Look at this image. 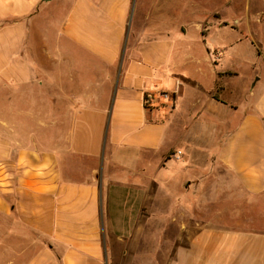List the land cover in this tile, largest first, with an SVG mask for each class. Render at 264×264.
Listing matches in <instances>:
<instances>
[{
  "label": "crops",
  "instance_id": "obj_1",
  "mask_svg": "<svg viewBox=\"0 0 264 264\" xmlns=\"http://www.w3.org/2000/svg\"><path fill=\"white\" fill-rule=\"evenodd\" d=\"M54 4L64 17L47 36L38 28ZM132 4L0 0V91L17 92L16 103L30 108L51 106V150L21 141L35 136L14 125L19 115H0V264H264V84L256 90L257 80L236 103L227 89L216 99L224 70L206 58L215 83L200 99L203 83L192 77L207 73H169V42L165 50L135 36ZM162 77L173 79L160 91L154 82ZM45 89L51 99L29 97ZM188 92L194 101L184 110ZM147 95L155 96L150 106ZM119 152L127 165L115 162ZM81 160L98 165L84 172ZM179 171L187 182H174ZM206 186L223 189L224 218L233 221L216 224V195L202 194ZM155 219L162 238L142 261Z\"/></svg>",
  "mask_w": 264,
  "mask_h": 264
},
{
  "label": "rangeland",
  "instance_id": "obj_2",
  "mask_svg": "<svg viewBox=\"0 0 264 264\" xmlns=\"http://www.w3.org/2000/svg\"><path fill=\"white\" fill-rule=\"evenodd\" d=\"M14 10L17 11L18 8ZM42 15L45 17L44 25L38 29L47 36H55L59 33L64 17L62 7L58 5L55 8L51 7V9L45 10ZM129 24L132 25L129 29H135V36L141 34L142 40L149 41L151 38H156V42L165 43L163 48L165 50L168 47L167 42H169L172 59L167 69L172 75L178 74L181 69H184L187 72H192L191 77L197 68L199 71L204 70L207 73L204 77L203 74L200 75V72L196 74L195 79L192 77V81H195L196 85L197 82L199 84L202 82L206 87V91H204L205 88L201 83L198 91L200 99L207 98V89L215 83L213 71L215 67L216 70H224L220 71L224 73L218 74L215 88L211 93L216 99H219V96L227 89L225 97L236 103L244 98L245 94H249L250 88L257 80L260 79L256 90L264 84V0H133ZM171 33L176 35L173 36ZM128 38L129 32L124 40V50L130 45ZM187 55L193 56L198 63L192 66L187 65L189 64L186 60ZM211 57L215 67H213V63H210L209 66L204 62L206 58L211 60ZM120 65L123 66L122 62ZM121 67L120 72H117L119 75L122 73ZM172 79L162 77L154 84H157L158 90L162 91L165 85L172 82ZM6 93L11 94L9 97L12 99L8 105H0V115L11 119L19 115L23 120L14 125L24 134L31 131L35 136L33 139L22 136L21 141L27 145H37L42 150H51V106L30 108L19 104V102L16 103L18 97L15 91H0V100L5 99ZM29 94L30 98L51 99V90L30 91ZM193 94L188 92L182 100L184 110L188 104H191V101H194ZM145 104L150 106L153 103L145 101ZM31 111L34 114H31ZM194 126L198 127V124L195 122ZM174 129L173 132H176L177 130L174 131ZM128 157L129 155L126 153L119 152L115 162L118 165H127ZM201 158L200 156L199 159ZM176 164L180 166L182 162ZM81 165L84 167V172H89L91 166L97 167L98 164L81 160ZM223 176V172H217L218 180ZM189 178V173L184 171L174 174V182L177 184L187 182ZM201 193L216 195V202L211 204L210 208L217 215L215 219L217 225H223L225 221H233L230 218H224L225 204L222 188L206 186ZM236 205L238 209L239 206ZM202 206H206V204H202ZM206 214L208 213L203 212L204 216ZM148 225L151 234L142 239L143 244L139 252V258L142 261L145 260L146 253H152L153 256L157 254L153 250L155 242H160L162 238V236L158 238L159 235L155 232L159 230L160 220H152ZM171 226V232L166 238L168 242H173L176 237V226L174 224ZM150 229L148 228V230ZM17 243H19L17 251L25 249L26 244ZM150 243L154 245L151 246L152 250L149 247ZM29 250L25 252V256L33 253ZM7 258L8 260L14 259V253H8ZM22 259L24 258L22 257Z\"/></svg>",
  "mask_w": 264,
  "mask_h": 264
},
{
  "label": "built area",
  "instance_id": "obj_3",
  "mask_svg": "<svg viewBox=\"0 0 264 264\" xmlns=\"http://www.w3.org/2000/svg\"><path fill=\"white\" fill-rule=\"evenodd\" d=\"M160 98H168V99H171L167 94L165 93H162L159 95ZM145 101H147V103H154L155 101V96L154 95H147L145 97Z\"/></svg>",
  "mask_w": 264,
  "mask_h": 264
}]
</instances>
